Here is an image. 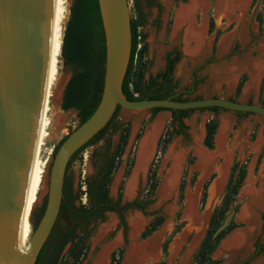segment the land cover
<instances>
[{
  "label": "rangeland",
  "instance_id": "obj_1",
  "mask_svg": "<svg viewBox=\"0 0 264 264\" xmlns=\"http://www.w3.org/2000/svg\"><path fill=\"white\" fill-rule=\"evenodd\" d=\"M67 1V19L73 0ZM217 0H206V9L199 8L194 14L196 28L204 31L203 43L198 50L196 44L185 42L186 26L176 27V11L187 5L189 0H157L159 7L146 9V25L139 29L145 36L138 50L140 51L135 64L132 88L135 84H142L150 76L165 71L167 55L177 53L180 58L176 63L173 78L178 83V95L184 100H199L206 98H223L235 102H247L264 107V0H249L241 10H233L231 16H218L215 9ZM230 4L232 0H225ZM131 19L135 17L133 0H130ZM65 22V25H66ZM65 29V27H64ZM190 51H194L191 53ZM142 57V58H141ZM60 74L63 79L73 74L72 66H65L61 57ZM256 76V78L254 77ZM256 79V80H255ZM255 80V81H254ZM242 89L238 93L239 84ZM138 96V94H136ZM60 115L62 118L56 120ZM59 116V117H60ZM52 123L48 126V135L41 148L40 164L42 167V181L37 195V202L32 209L41 205L39 197H43L46 179L53 159V150L59 145L63 137L68 136L79 125L78 113L71 109L63 111L60 106L51 114ZM56 117V118H55ZM171 111H161L155 115L151 112L120 111L118 124L122 130L109 132L113 148L122 145V131H128L126 144L109 186V194L117 198L119 191L123 201H133L137 197L145 199L148 196L149 179H156L158 187L151 197L153 201L145 211H129L126 216L127 229L121 225L116 213H107L106 219L90 226L92 235L88 240V248L78 264H94L99 254L110 247L106 264H111L112 254L124 247L127 231V241L120 264L127 259L128 249L135 242L136 245L146 246L155 236L159 235L156 258L149 255L142 264H200L195 259L209 229L210 221L217 209L225 211V218L230 213V204L234 202L236 215L232 224L234 229L218 242L211 258L220 264H264V199L252 206V217L241 218L243 208L250 203L247 191L252 182L254 191L258 190L264 178V119L256 114L241 115L236 112L223 110L216 117L217 131L213 149L204 145L206 126L213 118L209 111H193L183 124L185 130L177 134L171 125ZM161 123L162 127L155 136L154 158L147 168L139 173L132 198L125 195L128 180L137 169V153L141 140L153 131V127ZM151 131V132H150ZM223 134L224 148L219 151L218 140ZM105 142L101 141L99 146ZM196 143L215 157L212 171L206 176L198 167V159L194 152ZM93 147L88 148L71 168V175L75 191H84V180L93 173L91 153ZM173 156L180 157V176L174 191L163 197L161 187L163 177L167 176L173 167ZM228 162L226 181L219 194L214 199L210 212L203 223V230L198 236L197 228L190 227V222L184 218L187 193H194L199 186L196 202L198 216L205 215L210 204V188L218 178L217 170L224 162ZM243 176L240 185L239 178ZM250 181V182H249ZM238 185V186H237ZM238 187L236 194L228 187ZM198 190V189H197ZM206 197L203 201V194ZM227 197L234 200L229 206H223ZM84 195L81 202L84 203ZM31 209V210H32ZM31 212V211H30ZM30 215V214H29ZM139 216L142 225L135 236L132 235L131 218ZM162 217L160 227L148 238L141 234L145 228ZM225 220V219H224ZM27 219V225H28ZM223 223V222H222ZM221 223V224H222ZM30 236L33 234L32 217L30 221ZM246 234V241L242 246L226 249V244L237 234ZM27 242L29 241L27 235ZM228 240V241H227ZM168 241L167 254H163V245ZM69 245L65 249L68 251Z\"/></svg>",
  "mask_w": 264,
  "mask_h": 264
},
{
  "label": "water",
  "instance_id": "obj_2",
  "mask_svg": "<svg viewBox=\"0 0 264 264\" xmlns=\"http://www.w3.org/2000/svg\"><path fill=\"white\" fill-rule=\"evenodd\" d=\"M98 1L106 40L102 98L92 116L72 131L53 155L45 192L39 200L42 204L47 197L46 209L33 232L39 242L30 246L22 241V233L45 112L57 0H0V264H37L60 215L72 157L106 127L118 107L139 113L219 107L264 119L263 106L223 98L129 101L122 86L132 48L130 0ZM71 77L63 79L59 86L60 107ZM146 136L139 144L137 162ZM153 158L151 155L149 164ZM229 208L213 240L232 225L234 202Z\"/></svg>",
  "mask_w": 264,
  "mask_h": 264
},
{
  "label": "trees",
  "instance_id": "obj_3",
  "mask_svg": "<svg viewBox=\"0 0 264 264\" xmlns=\"http://www.w3.org/2000/svg\"><path fill=\"white\" fill-rule=\"evenodd\" d=\"M185 1V0H184ZM133 11L135 17L131 19L132 29V48L129 66L123 81L122 90L129 101L141 100H162L172 98L179 102H186L182 95H178V83L173 78V72L176 63L179 61V54L171 53L167 55V65L165 71L150 76L147 81L141 85L135 84L132 88V78L134 76L135 64L140 53L139 45L144 42L145 36L139 33V29L146 25V9L159 7L157 0H133ZM63 35L61 56L65 66H72L73 74L66 87L62 100L61 109L68 111L74 109L78 113L79 125L87 121L100 104L106 64V40L100 13L98 0H73L70 6V15L66 22ZM142 58V57H141ZM242 83L238 86V93L242 89ZM138 94V96H136ZM209 111L213 118L206 126V136L204 145L208 149H213L214 138L217 131V119L219 113L225 109L219 107H210L205 109L194 110H164L153 109V115L161 111H171L173 128L176 123L177 134L184 132L183 121L193 111ZM120 107L117 108L110 122L97 135H95L86 145L80 148L72 157L64 184V198L62 201L61 211L57 223L45 245L43 246L37 264H78L85 255L88 248V240L92 235L91 224L104 221L107 213H116L119 216L121 225L127 229L125 216L129 211H140L145 213L147 207L152 204L151 197L155 194L158 182L155 179H149L148 196L145 199L138 197L131 202H124L123 195L119 191L118 197L112 198L109 194V186L112 176L118 165V161L123 152V146L126 144L128 131H122V145L113 148L111 139L107 138L108 133L122 130L118 124ZM241 115L250 113L236 112ZM78 125V126H79ZM77 126V127H78ZM63 137L59 145L65 140ZM104 141L102 146L99 143ZM55 146L54 155L59 147ZM93 147L91 153V163L93 173L86 177L84 183L86 191H75L71 175V168L79 157L88 149ZM243 176L238 180L240 185ZM237 185V186H238ZM82 188V187H81ZM236 194L238 187L231 186ZM86 195L88 204H82V196ZM206 193L203 194V201ZM234 200L227 197L223 201V206L227 207ZM47 205V197L44 198L41 205L36 206L32 211L33 230L37 227L42 219ZM225 219V211L217 209L210 221L208 232L196 252L195 259L200 264H220L211 258L218 242H220L235 225L232 224L226 231L221 233L215 240L213 235ZM163 218L159 217L153 220L141 237L146 239L150 237L162 224ZM127 234V231H126ZM125 234V244L128 243ZM69 245L68 251L65 249ZM168 251V241L163 245V254ZM123 248L112 254L111 264H120L123 257Z\"/></svg>",
  "mask_w": 264,
  "mask_h": 264
},
{
  "label": "bare ground",
  "instance_id": "obj_4",
  "mask_svg": "<svg viewBox=\"0 0 264 264\" xmlns=\"http://www.w3.org/2000/svg\"><path fill=\"white\" fill-rule=\"evenodd\" d=\"M249 0H232L229 2L230 4H226L225 0H217L215 4V9L218 12V16H224V17H230L233 10H241V12L244 10L246 4H248ZM67 1L66 0H57V11H56V21H55V31H54V40H53V48H52V57H51V65H50V74H49V83H48V91H47V98H46V105H45V112H44V118H43V124H42V131H41V137H40V143H39V149H38V155L31 179V185L28 195V207H27V219L29 217L30 211L32 209V206L37 202V195L40 190V185L42 181V167L46 166L47 161H45L42 164H40V154H41V148L42 144L44 142L45 137L48 135V126L52 123V117L51 114L55 113L56 109L58 108V101H59V86L63 80L61 76V49H62V43H63V35H64V27L65 22L67 19ZM202 8L203 10L206 9V0H189V3L187 5H182L177 11H176V27L181 28L182 26H186V34H185V42L187 44H190L191 42H194L196 44L195 50H198L202 43H203V35L204 31L202 28H196L194 23V14L199 9ZM191 53H194V51H190ZM58 116V115H56ZM60 116V115H59ZM55 117L57 122L62 117ZM162 125L161 123L156 124L153 127V131L149 134H147L145 138V143L141 147V151L139 153V159L137 162V169L135 170L133 176L128 180L125 195L127 198H132L134 195V190L136 187L137 177L140 172H142L144 169L147 168L148 162L150 161L151 155H153L154 152V140L156 134L160 131ZM224 136L223 134L221 137H219L218 144H219V151L224 148ZM195 155L198 159V167H200L203 170V173L207 176L212 171V165L213 161L215 159V155L206 152L199 143H196V146L194 147ZM173 167L169 170L167 176L163 177L162 187H161V195L163 197L167 196V194H171L174 191L175 185L177 180H179L180 176V157L179 156H173ZM225 164L222 165V167L217 170L218 172V178L215 180L213 185L210 188V201H209V208L205 212V215L198 216L196 213V202H197V193L199 191V186L196 188V191L194 193L188 192L187 198H186V208L184 210V218H187L190 222V227L197 228L198 236L202 233L203 230V223L205 221V217L208 216L212 203L214 199L217 197V195L220 192L221 187H223L226 177H227V166L228 162H224ZM250 182V181H249ZM252 184V182H251ZM250 184V187L247 191V195L250 198V203L247 204L241 213V218H247L250 219L252 217V206L255 204H258L263 201L264 199V178L261 183V186L258 190L254 191L253 186ZM198 189V190H197ZM41 196L39 197L40 200ZM34 210V208H33ZM32 210V211H33ZM27 219L25 221V226L22 233V241H27V235L29 238V245L34 246L39 242V238L35 237L33 234L30 236L31 228H30V221H28L27 225ZM29 220V219H28ZM133 226L132 235L135 236V234L138 233L142 221L140 220L139 216H134L131 218L130 222ZM246 234H237L233 238H231L226 244H224L226 249H234L238 246H242L244 242L246 241ZM160 239V236L157 235L153 240H151L146 246H140L136 245L135 242H133L128 249L127 253V259L124 264H142L143 259L149 255H153L154 258L157 256V247H158V241ZM110 250V247H106L97 257L94 264H106L107 254Z\"/></svg>",
  "mask_w": 264,
  "mask_h": 264
},
{
  "label": "flooded vegetation",
  "instance_id": "obj_5",
  "mask_svg": "<svg viewBox=\"0 0 264 264\" xmlns=\"http://www.w3.org/2000/svg\"><path fill=\"white\" fill-rule=\"evenodd\" d=\"M186 1V0H185ZM171 121H172V117H171ZM118 197V196H117ZM138 198V197H137ZM86 199H87V197H86ZM116 199V198H115ZM135 200V199H134ZM127 202H131V201H127ZM82 204H84V205H86V204H88V202H87V200H84V203H82ZM112 213V212H111ZM151 223V222H150ZM91 225H93V224H91ZM148 227V226H147ZM146 227V228H147ZM145 228V229H146ZM145 231V230H144ZM143 231V232H144ZM142 235V234H141ZM125 247H126V244H125V238H124V247H122L123 248V251L125 250ZM121 249V248H120ZM124 254V253H123ZM112 256V255H111Z\"/></svg>",
  "mask_w": 264,
  "mask_h": 264
},
{
  "label": "built area",
  "instance_id": "obj_6",
  "mask_svg": "<svg viewBox=\"0 0 264 264\" xmlns=\"http://www.w3.org/2000/svg\"><path fill=\"white\" fill-rule=\"evenodd\" d=\"M82 189H83L84 191H86V185H85V183H83V187H82ZM84 198L86 199V195H84Z\"/></svg>",
  "mask_w": 264,
  "mask_h": 264
},
{
  "label": "crops",
  "instance_id": "obj_7",
  "mask_svg": "<svg viewBox=\"0 0 264 264\" xmlns=\"http://www.w3.org/2000/svg\"><path fill=\"white\" fill-rule=\"evenodd\" d=\"M254 77L256 78V76H254ZM255 80H256V79H255ZM255 80H254V81H255Z\"/></svg>",
  "mask_w": 264,
  "mask_h": 264
}]
</instances>
